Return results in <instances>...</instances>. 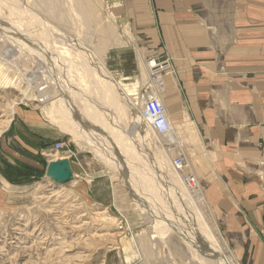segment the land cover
<instances>
[{"label": "bare ground", "instance_id": "1", "mask_svg": "<svg viewBox=\"0 0 264 264\" xmlns=\"http://www.w3.org/2000/svg\"><path fill=\"white\" fill-rule=\"evenodd\" d=\"M101 3L107 8L114 4L111 0ZM96 4V0H0V92L10 90L16 92L19 101H32L45 120L72 135L79 151L93 152L106 170L119 172L129 186L135 203L133 209L145 222L146 229H133L131 221L125 228L130 234L129 246L136 254L135 260L163 264L155 259H158L159 247L164 246L171 264L179 255L183 259L179 264H234L235 256L227 255L226 242L219 230L208 224L206 219L210 214L197 201L201 183L192 172L194 161L188 157L186 145L190 138L197 142L199 138L196 133L189 136L194 128L188 129L192 127L186 123L190 122L188 118L174 120L172 107L161 97L163 82L157 74L165 66L156 59H147L145 64L140 61L146 75L151 77L148 80L151 90L134 93L131 85L141 80L134 81L133 77L128 82L130 77L116 76L100 57L101 52L112 54V51H123L124 47L107 51L106 43L112 39L107 37L112 29L109 26L103 29L94 20L90 10H95ZM114 15L107 14L121 22ZM71 20L79 22V34L74 35L79 39L69 35L77 30ZM94 21L96 25L91 24ZM39 24L41 27L36 29ZM85 29L90 30L89 36ZM92 38L98 45L89 44ZM111 41V44L117 42ZM128 43L135 49L134 43ZM136 52L139 54L138 49ZM86 82L93 85L90 92L84 88ZM147 98L156 99L164 106L168 133L160 135L150 126L143 113V100ZM8 107L9 104L0 116L1 127L12 120L6 117ZM184 126H188L186 130ZM184 131L186 136L182 135ZM67 146L64 140H58L53 146L55 153L48 154V164L65 161L70 171L69 179L64 182H57L46 172V178L59 186L71 181L74 175L70 159L76 152L67 149L68 155L58 154ZM210 164L214 171L216 167ZM119 216L122 218L123 214ZM99 217L120 228L121 220L107 217L105 213ZM170 234L185 248L172 241ZM256 264H259L258 258Z\"/></svg>", "mask_w": 264, "mask_h": 264}, {"label": "crops", "instance_id": "2", "mask_svg": "<svg viewBox=\"0 0 264 264\" xmlns=\"http://www.w3.org/2000/svg\"><path fill=\"white\" fill-rule=\"evenodd\" d=\"M127 4L141 44L131 53L171 57L180 81L177 90L169 82L173 117H188L219 156L208 195L226 232L255 227L264 235V0H155L156 13L143 1ZM9 133L15 151L3 150L7 162L36 169L38 156L48 164L41 151L61 135L40 112L20 115ZM249 243L250 264H264L261 240Z\"/></svg>", "mask_w": 264, "mask_h": 264}, {"label": "rangeland", "instance_id": "3", "mask_svg": "<svg viewBox=\"0 0 264 264\" xmlns=\"http://www.w3.org/2000/svg\"><path fill=\"white\" fill-rule=\"evenodd\" d=\"M101 1L96 0L98 4H96L95 10L93 8L90 11L93 12L92 16L95 17L94 20L97 23H100L101 28L104 29V27L109 26L112 29L111 35L107 38L116 39L117 42L115 44L113 42L112 45V39H109L110 41L107 43L105 41L104 43L107 44L106 49L109 51L111 48L118 46L124 48L123 51H112V54L101 52L100 57L106 61L109 69L116 76L122 78L124 76L125 78L130 77L127 80L128 82L133 77L134 81L141 80V83L136 82L133 84L134 86L131 85L136 94L141 89L145 91L151 90V83L148 82L151 77L146 75L142 69L141 62L145 64L150 58L156 59L157 63L165 66L157 75L162 78L163 82L164 91L161 93V97L166 104L170 105L172 102L169 84H173L176 90L180 88V81L177 76L178 69L174 67L171 57L168 54H132L131 51L134 50V46H130L128 42L134 43L135 46H141V44L135 36V25L132 19H129L130 12L126 10V5H128L127 3L130 0H111L114 4H111L108 8L104 7ZM132 1L136 4L143 1L150 11L152 10L153 13H156L155 0ZM110 13L115 14L114 17L118 16L121 22H116L112 17H108L107 14L110 15ZM142 13L144 14L145 12L142 11ZM95 21L91 22V24L95 23ZM70 22L74 24L72 25L73 27L77 28L79 25V22L74 20ZM38 26L36 25V29L41 27L40 24ZM78 28L71 31L73 34L70 33L69 35L79 39L74 36L79 34ZM87 31L89 36L90 30ZM65 32L68 31L65 30ZM84 36L82 33L80 36L82 40ZM88 36L86 39L89 38ZM93 38L92 43L89 44L98 45V42L93 41ZM116 53L117 56H115ZM152 77L155 78V74ZM86 83L85 87H83L90 92L93 85L90 82ZM0 95V116L4 114L3 109L9 104V112L6 117L12 119L6 127L0 126V264H143L142 261L135 260L136 254L132 246H129L130 234L125 228L129 225L127 222L131 221L133 224L130 227L133 229H146L145 222L137 213L138 211L133 209L135 203L129 186L119 176V172L106 170L95 159L96 156L91 151L80 150L81 153H78L79 147L74 142L72 135L58 127L56 128H58L61 135L57 134L58 138L47 148L43 149L41 153L47 160L50 159L48 154L55 153L53 146L58 140H64L68 145L64 150L58 151L59 156L68 155L67 149L75 152L78 150L70 161L74 174L71 181L59 186V183L47 179L46 169L48 164L40 156L37 157V160L39 164L43 163V165L41 164L39 169L19 163L12 164L7 162L9 157L3 150L13 149L15 151V148H9L6 143V138L9 139L10 137L9 132L13 122L17 121L22 114L40 112V108L34 107L30 100L19 101L20 97L17 96L16 92H10V90L1 91ZM186 118L188 117L184 116V121ZM186 123L192 127L184 126V130H186V127L189 130L194 128V130L192 129V134L188 132L189 136L196 133L194 123ZM183 133L182 135L186 136V132L184 131ZM11 140L12 142L9 141L10 145L14 146L16 144L15 147L19 145L18 140L13 138ZM186 146V152L189 153L188 157H192L194 161V171L192 170V172L199 177L201 183V190L196 194L197 201L205 212L210 214L209 218L206 219L208 224L219 230V235L227 244V255L229 257L235 256L234 264H250L251 251L253 250L249 249V241L253 242L259 239L264 245V235L261 234L260 236V231L258 230L257 234L254 231L255 227L252 228L251 234L242 228L239 234L230 233L229 230L226 232V220L221 218L220 213L213 207L208 195L211 190L209 188L218 180L217 171L216 169L214 171L211 170L212 164L210 163H213L216 167L219 156L212 154L211 147H207L200 138L198 142L195 138H190L189 144ZM195 147L197 148L195 149ZM175 155L178 154L175 153ZM88 175L91 176L87 177ZM100 213H105L107 217H115L116 220L118 219L117 221L121 220L120 226H118L120 228H117L116 225L118 224L112 223L110 220L100 219ZM120 214H123L122 218H120ZM170 235H172V241L176 242L178 246L185 248L173 234ZM170 235L169 237H171ZM243 241L245 244L239 243ZM247 245L248 248L243 252L241 248ZM167 254V248L160 246L157 254L158 259H155L156 262L171 264L169 262V254ZM181 260L183 259L180 255L176 256L173 263L179 264Z\"/></svg>", "mask_w": 264, "mask_h": 264}, {"label": "built area", "instance_id": "4", "mask_svg": "<svg viewBox=\"0 0 264 264\" xmlns=\"http://www.w3.org/2000/svg\"><path fill=\"white\" fill-rule=\"evenodd\" d=\"M143 113L156 133L160 135L168 133L169 121L165 115L164 106L158 100L151 98L143 100Z\"/></svg>", "mask_w": 264, "mask_h": 264}, {"label": "water", "instance_id": "5", "mask_svg": "<svg viewBox=\"0 0 264 264\" xmlns=\"http://www.w3.org/2000/svg\"><path fill=\"white\" fill-rule=\"evenodd\" d=\"M47 174L57 182H64L69 179L70 171L67 168L65 161H56L48 164L46 169Z\"/></svg>", "mask_w": 264, "mask_h": 264}]
</instances>
